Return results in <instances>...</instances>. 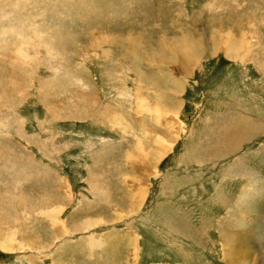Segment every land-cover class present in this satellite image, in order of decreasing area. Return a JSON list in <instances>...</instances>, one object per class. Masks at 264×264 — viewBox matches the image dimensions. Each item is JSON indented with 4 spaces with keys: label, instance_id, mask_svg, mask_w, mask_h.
Instances as JSON below:
<instances>
[{
    "label": "rangeland",
    "instance_id": "rangeland-1",
    "mask_svg": "<svg viewBox=\"0 0 264 264\" xmlns=\"http://www.w3.org/2000/svg\"><path fill=\"white\" fill-rule=\"evenodd\" d=\"M0 264H264V0H0Z\"/></svg>",
    "mask_w": 264,
    "mask_h": 264
},
{
    "label": "crops",
    "instance_id": "crops-1",
    "mask_svg": "<svg viewBox=\"0 0 264 264\" xmlns=\"http://www.w3.org/2000/svg\"><path fill=\"white\" fill-rule=\"evenodd\" d=\"M116 231L117 232L110 233L109 239L110 238H115L118 235L121 236V237L118 236L117 237L118 240H111L110 239L108 241L109 246L111 247L112 244H114L116 246V248H118V244L123 242V244H125V247H124V245L122 243H121V246H123V250L125 251V257H127L128 256L127 253L132 251V249H133L132 246H133L134 243H136V242L133 241V243L128 244L130 242L131 237L132 236L134 237L135 232L133 230L132 231L129 230V232H124V231L120 232L121 231L120 229H117ZM101 232H105V231H101ZM122 235H123V238H122Z\"/></svg>",
    "mask_w": 264,
    "mask_h": 264
},
{
    "label": "bare ground",
    "instance_id": "bare-ground-1",
    "mask_svg": "<svg viewBox=\"0 0 264 264\" xmlns=\"http://www.w3.org/2000/svg\"><path fill=\"white\" fill-rule=\"evenodd\" d=\"M4 249H6V248L4 247Z\"/></svg>",
    "mask_w": 264,
    "mask_h": 264
}]
</instances>
